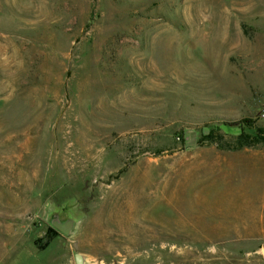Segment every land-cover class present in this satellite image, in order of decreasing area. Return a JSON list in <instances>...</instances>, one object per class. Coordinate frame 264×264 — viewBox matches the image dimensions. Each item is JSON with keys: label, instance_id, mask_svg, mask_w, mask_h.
Here are the masks:
<instances>
[{"label": "rangeland", "instance_id": "1", "mask_svg": "<svg viewBox=\"0 0 264 264\" xmlns=\"http://www.w3.org/2000/svg\"><path fill=\"white\" fill-rule=\"evenodd\" d=\"M263 105L264 0H0V264H264Z\"/></svg>", "mask_w": 264, "mask_h": 264}, {"label": "trees", "instance_id": "2", "mask_svg": "<svg viewBox=\"0 0 264 264\" xmlns=\"http://www.w3.org/2000/svg\"><path fill=\"white\" fill-rule=\"evenodd\" d=\"M215 129L221 130L225 134L233 136L232 138L234 141V146H233L234 149L253 147L256 144L262 142L261 140H263L264 142V139L262 137V132L256 126H254L253 123H251L249 120L223 123L216 126ZM235 131H238L237 135H235Z\"/></svg>", "mask_w": 264, "mask_h": 264}, {"label": "water", "instance_id": "3", "mask_svg": "<svg viewBox=\"0 0 264 264\" xmlns=\"http://www.w3.org/2000/svg\"><path fill=\"white\" fill-rule=\"evenodd\" d=\"M183 145L185 151H190L195 149L200 145L198 141V132L190 128L183 129ZM208 134V129L203 128L202 135L206 136ZM50 225L60 233V235L67 237L70 236L75 223L71 219L61 220L59 216L53 215L49 221ZM75 264H87V258L84 254L75 253L73 255Z\"/></svg>", "mask_w": 264, "mask_h": 264}, {"label": "built area", "instance_id": "4", "mask_svg": "<svg viewBox=\"0 0 264 264\" xmlns=\"http://www.w3.org/2000/svg\"><path fill=\"white\" fill-rule=\"evenodd\" d=\"M258 119L264 121V105L258 111Z\"/></svg>", "mask_w": 264, "mask_h": 264}, {"label": "crops", "instance_id": "5", "mask_svg": "<svg viewBox=\"0 0 264 264\" xmlns=\"http://www.w3.org/2000/svg\"><path fill=\"white\" fill-rule=\"evenodd\" d=\"M74 259V258H73ZM6 260H8V259H6ZM73 262H74V260H73ZM74 264H75V262H74Z\"/></svg>", "mask_w": 264, "mask_h": 264}]
</instances>
